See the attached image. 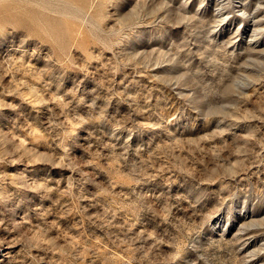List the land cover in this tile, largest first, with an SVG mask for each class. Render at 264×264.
<instances>
[{
	"label": "rangeland",
	"instance_id": "1",
	"mask_svg": "<svg viewBox=\"0 0 264 264\" xmlns=\"http://www.w3.org/2000/svg\"><path fill=\"white\" fill-rule=\"evenodd\" d=\"M0 264H264V0H0Z\"/></svg>",
	"mask_w": 264,
	"mask_h": 264
}]
</instances>
